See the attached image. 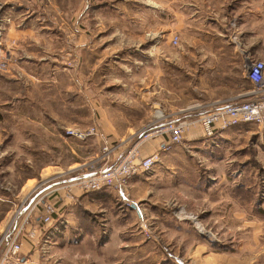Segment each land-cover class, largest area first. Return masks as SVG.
Returning a JSON list of instances; mask_svg holds the SVG:
<instances>
[{
	"label": "rangeland",
	"instance_id": "374dc122",
	"mask_svg": "<svg viewBox=\"0 0 264 264\" xmlns=\"http://www.w3.org/2000/svg\"><path fill=\"white\" fill-rule=\"evenodd\" d=\"M80 1L25 0L27 5L12 13L29 10L27 22L34 31L27 36L33 39L7 46L0 36L6 54L0 77L18 80V87L5 91L8 100L18 94L10 100L15 111L11 117L0 113V140L6 141L0 146V264H264V124H245L239 137L218 149L217 137L240 126L220 129L215 122L207 130L200 117L174 122L172 117L183 112L161 109L180 103L168 93L176 71L170 56L185 57L177 63V98L184 97L179 93L185 83L195 92L204 89L195 56L205 55V44L194 40L205 39V8L187 9L186 0L171 7L169 0H89L93 9L82 22V33L90 39L85 43L87 38L74 31ZM251 7L257 12L251 18L264 24V0H254ZM188 13L200 16L198 30L186 23ZM243 16L240 25L229 21L237 50L245 52L257 35L254 50L264 51L260 25L243 26ZM5 17L12 21V15ZM245 29L251 32L244 36ZM259 56L241 64L246 79L252 63L264 64ZM186 69L192 74L180 77ZM249 90L255 93L226 104L264 98V88L251 84ZM3 92L2 109L9 106L1 104ZM157 123L163 126H152ZM174 134L178 142L172 141ZM203 139L211 140L210 147L205 142L203 148ZM120 154L118 165L125 162L136 173L123 180L120 191L113 181L110 188L87 192L86 181H78L82 174ZM149 158L153 164L147 170L143 163ZM153 170H190L198 187L186 182L160 186L158 180L134 185ZM66 178H75L74 183L46 192L22 214L23 202L37 188ZM104 190L113 195L111 223L92 213L86 218L90 228L87 221L76 225L80 237L61 241L58 230L50 234L59 214L50 200L59 191L76 205L75 191L81 196ZM139 198L144 224L131 210ZM46 206L54 210L53 222L36 224ZM5 238L20 246L15 254L4 249Z\"/></svg>",
	"mask_w": 264,
	"mask_h": 264
},
{
	"label": "crops",
	"instance_id": "0c3cea01",
	"mask_svg": "<svg viewBox=\"0 0 264 264\" xmlns=\"http://www.w3.org/2000/svg\"><path fill=\"white\" fill-rule=\"evenodd\" d=\"M20 1L21 2H18V0H0V36H2L1 42H3L4 45L7 46L11 44V41H18V39L23 42L26 41L28 38L33 39L32 37L27 36V34L32 35L34 31V29H32L27 22L28 18L32 16L31 13L28 14L29 10L27 11V8L24 9V14H20L22 16L20 20H18V16L20 15H14L12 13L13 10L17 12L21 10V7L27 5L25 0L23 1L26 4H23L22 0ZM174 1L177 0H169L170 7L172 6V2ZM253 1L254 0H186L187 9L193 8L195 12H198L200 11L201 7L202 9L205 8V16L203 17V20H205V39L194 40L205 44V55L195 56L196 59H200V61L197 63H199V69L203 70V75L201 76L205 78V85L203 90L195 92L193 89L189 90V84H181L183 87H185V90H181L179 94H182L184 97L177 98L178 92L176 90L175 93L173 92L174 88H178V85L174 82L175 78L178 76L177 63L179 58L185 57L170 56L169 61L170 63L175 65L176 71L171 72L170 74V82L168 88L170 92L168 91V93L171 97H175V101H180V103L177 107L169 106L161 107V109L177 110L179 112H183L181 116L179 115L176 117H172L171 121L175 122L179 120L199 118L203 113L215 110L222 104H226V102L228 103V101L230 102V100L232 101L237 99H243L250 95L251 90L249 89L251 83L246 79L245 73L241 74L240 66L245 62H249V60L253 59L254 56L260 55L259 57L264 60V51H261L259 53V51L254 50V48L259 47L258 38L257 35H255V38L254 36L252 37L254 40L249 42V48H247L245 52H239L237 50L238 44L232 38V35L235 34V31H232V29L230 28L229 21L231 22L232 20H235L240 25L241 20L239 16L244 15L242 17V19L245 20V23L243 22L242 24L243 26L249 27L253 25L255 27H258V25H260L262 37V40L260 42V48H263L264 24H258V21H254V19L251 18L254 13L255 15L257 13H252L251 5ZM80 2L81 3L79 7L75 8L74 31L80 36H84L85 38H87L85 40L86 43L90 39L82 33V22L86 20V17H88V15H91L90 13L92 12L93 6L89 0H81ZM256 4L257 3H255V5L253 6L258 10L259 8ZM31 12L33 13V11ZM9 14L13 16L11 17L12 21L6 20L5 16ZM176 15L177 13H175V16ZM188 15L189 13L187 14V16ZM187 16L186 23H193V26L191 27L194 30H198L196 27H198V20L200 16ZM7 22L9 23V27L5 24ZM6 27L7 29H5ZM171 27L172 25H170V29ZM4 30H7V32H5ZM256 30L257 28H255V31ZM248 32L251 31L245 29L243 31L244 36ZM237 36L239 37V34ZM34 40L36 41V39ZM157 42L159 43V41ZM79 47L81 49L83 45L80 44ZM190 57L191 56H187L186 58L190 59ZM180 74V77H184L188 74H192V72L186 69V72L182 71ZM76 79L77 78L75 77V80ZM198 80L201 81V78H199ZM76 81L77 85H79V90H81V85L78 79ZM6 86L18 87V80L5 74L0 77V94L1 91H4V95H2L3 99L1 101V104H9V106L4 109H2L0 105V113H7L11 117L13 111H15L13 110L15 104L10 100H13V98H17L18 94H14L8 100V97L5 93L7 88ZM196 87L197 86L194 85V88ZM190 95H193V97H191ZM15 126H17V124ZM152 126L161 127L163 125L157 123L153 124ZM245 129H247L245 125H241L240 127L234 128L232 131H230L231 134H224L220 137H217L218 139L216 140V147L219 149L221 145H226L230 143V140H232V138L234 139V137H239V134H242ZM140 135L141 134H139V137ZM101 137L103 141H105V137L102 134ZM12 139L13 137L10 136L9 142H11ZM203 140V148L205 142L207 143L208 147H210L209 145L211 140ZM5 142V138L1 139L0 146H2V144ZM190 175H192L190 170H153L151 174L147 176V178H144V180H134L133 183L136 186L142 185L145 187L146 184H154L155 180H158V184L160 186L177 187L179 183L186 182V184L188 183V185L192 186V188L194 189L198 187L196 186L198 182L197 180H194L195 178ZM74 180L75 178H66L54 182L49 181L48 185H46V183L41 188H37L35 192L28 196V201L23 202V204H25V207L28 203L29 206L24 212H22V214L26 216L28 211L31 209L32 205L37 200H40L39 198L46 192L51 191L55 187L71 184ZM202 187L204 186L201 185V188ZM74 194L76 195H74L76 198H80L79 203L76 205L74 203H71V201L68 199L67 194L61 193L60 191L58 192L55 198L50 200V204L57 205L59 214L55 218L54 224L51 226L49 232L51 234V232L58 230V240L61 241H69L71 236L77 238L81 236L83 232L80 229H76V225L80 221H87L88 228H90L91 225L89 224H91V221L87 220L86 218L90 217L92 213L98 214L101 217L104 216V218L106 219L105 221L108 220L110 223L113 221V195L110 192L104 190L101 193H88L86 195L80 196V194L75 191ZM14 197H17V195H15ZM140 200L142 199L139 198L136 201H132L131 210H133V212L135 213L138 221L144 224L146 222V213L144 212V208L142 209L143 205L140 204ZM19 204L21 205V203ZM25 207H23L22 209H25ZM35 223L40 225L39 218H36ZM7 236L8 235H6V238Z\"/></svg>",
	"mask_w": 264,
	"mask_h": 264
},
{
	"label": "built area",
	"instance_id": "2783aa9c",
	"mask_svg": "<svg viewBox=\"0 0 264 264\" xmlns=\"http://www.w3.org/2000/svg\"><path fill=\"white\" fill-rule=\"evenodd\" d=\"M172 43L177 44L176 37L172 38ZM5 62L6 54L0 47L1 72H4L6 70ZM247 79L252 85H255L258 88H264V64L257 62L252 63L247 69ZM251 91L255 93L254 90ZM199 119L207 130H209L215 122L219 124L220 129H227L232 125L241 126L245 124L261 126L264 124V98L257 99L255 101L251 99L245 103L237 102L222 104L215 110L203 113ZM172 129L173 128L171 127V130ZM172 141H179L177 134H174L172 136ZM107 151L108 150L105 149V152ZM121 158L122 154L117 156L110 163L104 164V166H102L98 170H88L85 174H82V178L78 181H86L84 186L88 188L87 192L102 189L105 185L109 186L113 184V181L115 182V186H117V190L119 189L120 191L121 183L123 182V180L136 173V170L132 166H124L125 162H122L118 165ZM124 161H126V159ZM152 162L153 159L149 158L148 160H146L143 163L144 169L148 170L153 164ZM97 177L98 179L102 180L103 184H99V181L98 184L96 183L97 179L95 178ZM53 214L54 210L51 207L46 206L44 215L39 219L40 225L49 226L53 222ZM4 243V249L7 250V253L11 252L12 254H15L20 249V246L15 244L13 240L9 242L5 239Z\"/></svg>",
	"mask_w": 264,
	"mask_h": 264
},
{
	"label": "water",
	"instance_id": "95a60500",
	"mask_svg": "<svg viewBox=\"0 0 264 264\" xmlns=\"http://www.w3.org/2000/svg\"><path fill=\"white\" fill-rule=\"evenodd\" d=\"M28 206H29V203L27 204V206L25 207V209L22 210V212H24L27 209Z\"/></svg>",
	"mask_w": 264,
	"mask_h": 264
},
{
	"label": "bare ground",
	"instance_id": "6f19581e",
	"mask_svg": "<svg viewBox=\"0 0 264 264\" xmlns=\"http://www.w3.org/2000/svg\"><path fill=\"white\" fill-rule=\"evenodd\" d=\"M20 210V209H19ZM19 212V211H18Z\"/></svg>",
	"mask_w": 264,
	"mask_h": 264
}]
</instances>
